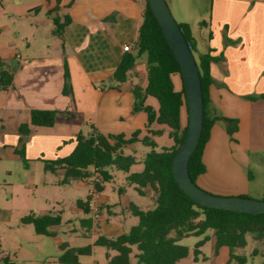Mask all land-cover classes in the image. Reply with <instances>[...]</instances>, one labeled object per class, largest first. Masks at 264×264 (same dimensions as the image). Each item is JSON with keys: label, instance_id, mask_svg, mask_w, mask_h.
Instances as JSON below:
<instances>
[{"label": "crops", "instance_id": "1", "mask_svg": "<svg viewBox=\"0 0 264 264\" xmlns=\"http://www.w3.org/2000/svg\"><path fill=\"white\" fill-rule=\"evenodd\" d=\"M54 6V0H49L47 5L45 0H25L20 5L5 1L4 7L0 0V11L9 13V17L12 16L10 21L17 17L23 24L22 33L9 26L1 30L10 33L16 29V38L0 34V58L12 60L10 68L13 71L11 86L0 91V150L9 153L8 158L15 156L20 159L17 151L23 144L25 160L33 164V169L38 165L43 169V160L69 155L74 148L72 141L75 137L78 134L89 135L91 127L104 135L121 134L128 138L136 130L141 131L139 139L147 135L146 115L132 112L134 100L131 93L134 86L144 88L146 84L145 59L141 60V57L136 61L127 82L118 89L107 88L111 83V73L125 53L122 47L130 48L136 38L143 2L61 0L58 11L51 17L67 16L69 19L63 29V47L60 40L52 35L51 17L46 15ZM35 7H40V10L31 12ZM179 23L187 24L186 20ZM224 26L227 38L232 41L226 46L221 35ZM203 29L207 31L206 38L193 36L191 30L195 47L199 41H205V52L211 49L213 56L223 58L210 66L213 80L209 87L211 108L219 116L237 120L238 125L234 141L227 135L222 122L212 126L202 153L206 170L197 178L196 185L214 195L245 197L250 193V183L254 180L247 171L249 159L264 154V0H211L209 24L203 22ZM48 39L51 40L49 43ZM64 59L72 98L62 94ZM180 78L178 74L171 77L176 91L181 89ZM247 96L257 99L249 101L245 99ZM145 105L155 110L158 107L150 97L146 98ZM31 110L70 111L73 117L57 119L49 128L29 126L30 134L20 137L18 127L29 120ZM181 122L187 124V113L183 111ZM159 128L164 133L153 138L157 148L163 138L171 146L172 141L168 139L164 126L154 129ZM258 158L262 164V155ZM28 169L29 164L26 165ZM56 173L62 175V171ZM92 180L73 181L65 188L77 191L80 186H87L86 200ZM28 184L31 187L34 182ZM103 185L95 202L99 219L93 221L90 211L87 216H79L81 235H95L102 231L106 235L104 237L112 238L124 233L107 218L113 215V205L104 196ZM127 185L133 193L118 189V205L123 207L122 211L130 213L129 205L136 206L132 202L134 193L146 198H151L152 193L148 188L138 193L134 185ZM60 186L58 181L55 188Z\"/></svg>", "mask_w": 264, "mask_h": 264}, {"label": "trees", "instance_id": "2", "mask_svg": "<svg viewBox=\"0 0 264 264\" xmlns=\"http://www.w3.org/2000/svg\"><path fill=\"white\" fill-rule=\"evenodd\" d=\"M143 1L142 20L137 29L134 42L130 51L125 52L119 64L110 75L111 83L107 88L118 89L127 82L129 72L134 68L136 61L144 57L146 70V84L144 88L134 86L131 90L133 96L132 112H143L146 115L145 131L147 135L139 139L141 131L136 130L130 137L119 135H104L96 128L91 127L90 134L83 136L78 134L74 142L72 152L63 158L43 160L45 172L56 173L62 171V179L59 185L65 186L73 181H86L98 178L99 182L93 183L97 192L102 191V184L111 181L112 177L106 171L108 167H115L127 173L126 181L134 185L137 192L142 189H150L152 193L153 207L148 210H140L133 204L129 205L131 215L137 218V224L126 233L117 237L98 236L92 245L71 248L67 243L59 245L60 255L57 264H79L81 256H90L92 246L105 248L114 252L110 256L105 254V264H129V258L134 247L137 251L134 258L136 264H176L188 255L185 246L179 245V241L189 235L201 236L212 232L215 238V249L227 247L229 249V261L227 264H245L242 256L233 254L235 249L246 246V237L251 235L255 241L264 244V214L249 215L222 210L207 209L191 201L177 186L172 176L171 163L174 155L182 146L187 124L181 122V113H187L184 87L181 79V89L176 91L171 77L180 75V68L175 60L162 32L153 16L147 0ZM53 9L46 12L47 17L56 13L61 0H54ZM49 0H45L47 5ZM40 7H35L31 12H38ZM53 25L52 35L57 37L63 47V29L69 23L67 16L63 22L55 15L51 17ZM181 33L190 49L195 51V40L192 37L188 24L178 23ZM226 31V28H225ZM212 34L209 33V38ZM224 45L232 44L226 33L223 35ZM213 51L208 49L195 60L198 68L199 79L203 94V127L198 145L193 152L189 163L188 173L191 181L196 184L197 178L205 173L202 162V153L209 139L212 126L216 122L224 124L226 133L232 138L237 131L238 122L235 119H227L217 115L211 108L209 100V87L213 84L210 75L211 64L223 60L222 56H213ZM64 61V84L62 94L72 98V90L69 84V73ZM12 60L0 58V91L7 90L13 80V71L10 68ZM147 97L157 102V109L145 105ZM261 98V97H259ZM245 99L255 101L254 96ZM73 114L70 111L31 110L29 120L18 127L20 137L30 134L29 126L52 127L57 119H70ZM164 126L167 137L172 141L169 148L156 151L157 145L154 137L163 135L164 130L154 129ZM153 128V129H152ZM134 143L150 148V151L142 159L143 169L139 173H129L135 165L133 156L123 155L122 149ZM17 151L20 159L25 162L24 145ZM93 182V181H92ZM77 200L76 207L84 214L89 213V202ZM60 215H35L30 214L22 219V224L32 225L37 236H52L51 227L60 224ZM205 237L204 240H206ZM203 242L197 244V248ZM197 252V251H196ZM253 254H256L255 251ZM4 264H12L3 260Z\"/></svg>", "mask_w": 264, "mask_h": 264}, {"label": "rangeland", "instance_id": "3", "mask_svg": "<svg viewBox=\"0 0 264 264\" xmlns=\"http://www.w3.org/2000/svg\"><path fill=\"white\" fill-rule=\"evenodd\" d=\"M5 1H11L15 5L25 3V0H2L4 7ZM165 2L177 24L181 20H186L193 36L201 35L206 38L207 31L203 29V22L209 24L211 0H165ZM8 14L6 11H0V31L4 26H9L15 27L22 33V20L15 17L10 21L12 16L9 17ZM59 19L63 22L64 17L61 16ZM225 28L224 26L221 29L222 39L226 33ZM16 29L10 33L1 31L0 34L2 37L10 35L16 38L17 35L14 34L17 32ZM50 41L48 39L47 43ZM204 44L205 41L197 43L193 52L195 60L205 52ZM234 134L232 138L227 135L234 141ZM168 146H170L169 142L167 143L166 139L163 138L159 140L158 148L155 150L160 151L161 147ZM149 151V148L139 143L122 149L123 155L133 156L137 161V164L130 168L129 173L141 172L143 168L141 160ZM261 155L263 157L261 158L262 164H259L258 157ZM261 155L251 156L247 169L254 180L250 183V193L245 197L256 201H264V154ZM7 156L9 153L0 150V264H4L3 260H8L12 264H57L60 255L58 249L60 243H67L72 248H79L92 245L98 236H106L102 231H97L95 235H81L82 227L79 216L87 215L76 208L75 201L85 200L87 186H80L77 191L69 190L65 186H60L57 189L55 185L58 181L60 182L62 175L44 172L39 165L33 169V164L28 160L23 162L15 156L12 158ZM27 164H29L28 170H26ZM106 171L112 179L104 183L103 194L108 199V203L113 205V215H109L107 218L126 233L130 227L137 223V218L129 212L122 211L124 210L123 207L118 205V189H126L129 194L133 193L126 182L128 174L117 170L115 167H108ZM29 182H34V184L29 187ZM134 196L132 202L139 209L147 210L153 207L152 196L146 198L138 196L136 193ZM30 214H60V224L51 229L52 236H37L32 225L21 222L24 217ZM205 237H207L206 240H204ZM199 242L203 243L197 248ZM178 244L187 248L188 255L176 264H227L229 261V249L227 247L215 249V238L212 232H207L201 236L189 235L181 239ZM254 251L256 254H253ZM106 252L110 256L115 255L114 252L107 251L105 248L92 246V254L81 256L79 264H105ZM136 253L137 251L133 247L129 264H136L134 258ZM233 254L244 257L245 264H264V244L255 241L251 235L246 237V246L235 249ZM232 264L236 263L232 262Z\"/></svg>", "mask_w": 264, "mask_h": 264}, {"label": "water", "instance_id": "4", "mask_svg": "<svg viewBox=\"0 0 264 264\" xmlns=\"http://www.w3.org/2000/svg\"><path fill=\"white\" fill-rule=\"evenodd\" d=\"M147 3L179 65L184 87L187 128L184 142L171 163L174 181L191 201L201 207L253 216L264 214V201H256L246 197L213 195L203 191L191 181L188 163L198 145L203 127V94L198 68L165 0H147Z\"/></svg>", "mask_w": 264, "mask_h": 264}, {"label": "built area", "instance_id": "5", "mask_svg": "<svg viewBox=\"0 0 264 264\" xmlns=\"http://www.w3.org/2000/svg\"><path fill=\"white\" fill-rule=\"evenodd\" d=\"M122 50L123 52H128L130 51V48L129 46H123L122 47ZM93 182L91 183V190H90V193H89V196L92 198V200H90L89 202V209H90V213H91V219L93 221L99 219V210H98V206L95 204L96 200H97V197H98V194H97V191H95V189L93 188V183L94 182H99V179L98 178H95L92 180Z\"/></svg>", "mask_w": 264, "mask_h": 264}]
</instances>
